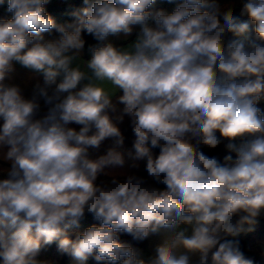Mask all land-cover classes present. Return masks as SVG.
I'll return each instance as SVG.
<instances>
[{"label": "clouds", "instance_id": "obj_1", "mask_svg": "<svg viewBox=\"0 0 264 264\" xmlns=\"http://www.w3.org/2000/svg\"><path fill=\"white\" fill-rule=\"evenodd\" d=\"M262 224L264 0H0V264H258Z\"/></svg>", "mask_w": 264, "mask_h": 264}, {"label": "trees", "instance_id": "obj_2", "mask_svg": "<svg viewBox=\"0 0 264 264\" xmlns=\"http://www.w3.org/2000/svg\"><path fill=\"white\" fill-rule=\"evenodd\" d=\"M51 10L53 12H55L57 15L59 14L60 9L57 8V6L55 4L52 5ZM126 135L129 137V142H130V138H131V133L130 130L128 132H126ZM90 221H85V223H89ZM255 238H261L264 239V224H262V226L260 228H258L256 234H255ZM253 239V237H244L243 240L244 242H247L248 240ZM51 255L56 258V259H63L62 257H59L56 253L55 250L52 251ZM257 261L258 264H264V262H260L259 258L257 257Z\"/></svg>", "mask_w": 264, "mask_h": 264}, {"label": "crops", "instance_id": "obj_3", "mask_svg": "<svg viewBox=\"0 0 264 264\" xmlns=\"http://www.w3.org/2000/svg\"><path fill=\"white\" fill-rule=\"evenodd\" d=\"M142 170V169H141Z\"/></svg>", "mask_w": 264, "mask_h": 264}]
</instances>
